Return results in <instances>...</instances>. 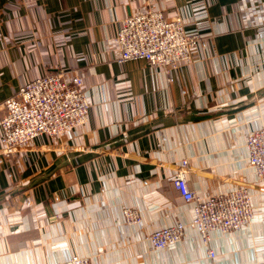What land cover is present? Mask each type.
I'll use <instances>...</instances> for the list:
<instances>
[{"label":"crops","instance_id":"0c3cea01","mask_svg":"<svg viewBox=\"0 0 264 264\" xmlns=\"http://www.w3.org/2000/svg\"><path fill=\"white\" fill-rule=\"evenodd\" d=\"M148 10L210 45L170 75L144 60L118 63L122 21ZM60 71L82 78L88 121L11 154L0 142V264H264V178L247 148L264 127V0H0V105ZM185 160L199 197L252 195L253 222L212 234L214 259L189 226L175 246L147 239L194 218L174 186ZM125 208L141 222L127 224Z\"/></svg>","mask_w":264,"mask_h":264},{"label":"built area","instance_id":"2783aa9c","mask_svg":"<svg viewBox=\"0 0 264 264\" xmlns=\"http://www.w3.org/2000/svg\"><path fill=\"white\" fill-rule=\"evenodd\" d=\"M211 37L190 33L179 19L168 20L162 12L148 10L122 21L116 36L119 47L117 62L144 60L168 75L181 64L193 60L197 49H206ZM173 78L169 77V82ZM90 104L83 91V80L72 71H60L39 77L21 87L0 105L4 115L0 121L1 145L5 154L27 145L41 136L65 139L73 130L88 121ZM248 161L258 178H264V127L247 136ZM188 162L174 178V186L187 204L193 205L194 218L189 225L176 223L150 234L147 239L155 250L180 243L191 227L199 234L210 259L216 257L211 246L214 233L232 234L251 224L255 207L249 188L241 187L224 194L199 197L186 179ZM264 191V187H258ZM127 224L141 222L137 210L125 208ZM60 264H92L88 257L73 256Z\"/></svg>","mask_w":264,"mask_h":264}]
</instances>
